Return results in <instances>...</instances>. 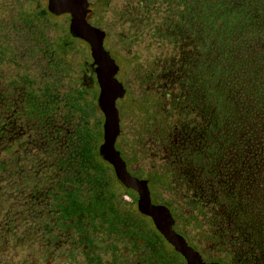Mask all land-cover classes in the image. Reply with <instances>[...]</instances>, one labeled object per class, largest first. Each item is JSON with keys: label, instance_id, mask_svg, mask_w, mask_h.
Wrapping results in <instances>:
<instances>
[{"label": "flooded vegetation", "instance_id": "1", "mask_svg": "<svg viewBox=\"0 0 264 264\" xmlns=\"http://www.w3.org/2000/svg\"><path fill=\"white\" fill-rule=\"evenodd\" d=\"M166 4L0 0V264L115 261L128 236L122 215L131 232L135 198L139 210L140 187L123 182V165L169 210L173 230L181 223L174 231L203 264H264L247 234L233 233L201 170L182 162L178 147L192 132L200 154V128L170 79L185 46Z\"/></svg>", "mask_w": 264, "mask_h": 264}, {"label": "trees", "instance_id": "2", "mask_svg": "<svg viewBox=\"0 0 264 264\" xmlns=\"http://www.w3.org/2000/svg\"><path fill=\"white\" fill-rule=\"evenodd\" d=\"M162 1L184 35V61L172 66L170 79L186 119L197 116L200 128V154L193 155L192 132L178 147L182 162L201 170L203 188L224 208L233 233L247 234L264 260V0ZM122 228L129 240L123 237L111 264H184L167 256L155 232L137 223L130 232L129 222Z\"/></svg>", "mask_w": 264, "mask_h": 264}, {"label": "water", "instance_id": "3", "mask_svg": "<svg viewBox=\"0 0 264 264\" xmlns=\"http://www.w3.org/2000/svg\"><path fill=\"white\" fill-rule=\"evenodd\" d=\"M109 105L111 109L113 110V118H112L111 111L108 108L106 135L113 136L111 139V145H112L114 141V137L118 131V120H117L115 108L113 106L112 98L110 100ZM112 131H114V134ZM127 178H129V175L125 171L124 165H123V176H122L123 182H125L128 186L140 187L139 189L140 192H139V197H138L139 210L152 217L155 227L160 231L161 234H163V236L167 239V241L173 244L176 250H178L180 253H182L185 256L187 260V264H190L189 257H194L197 260V262H199L200 264H203L200 254L196 252L193 248L188 246L184 238L173 230L172 228L173 219L170 215L169 210L164 206H157L151 203L146 182L143 180H138L136 178L133 179V182L132 181L129 182ZM129 179H132V178H129Z\"/></svg>", "mask_w": 264, "mask_h": 264}, {"label": "rangeland", "instance_id": "4", "mask_svg": "<svg viewBox=\"0 0 264 264\" xmlns=\"http://www.w3.org/2000/svg\"><path fill=\"white\" fill-rule=\"evenodd\" d=\"M62 16H63V15H60L59 18H61ZM92 157H93V160H94V161L97 160V156H96V155H92ZM150 176H151V180H152V178H153V179L156 178V174H153V176H152V175H150ZM160 180H161V179H160ZM149 186H150L149 189H150V194H151V198H152V200H155L154 197H156V198L158 197V198H159V195L157 194V190H155V189L151 186V183H150ZM108 190H109V189H108ZM129 192H130V191H129ZM130 194H131V193H130ZM125 205L128 206V204H125V203H123V202L121 203L122 208H124ZM132 205H133L132 207H134V208H133V209H134V213L132 214V217L136 219L135 223L139 224V225L141 226V229H142L143 231H146V230L149 231V232H150V231H153V232H155L156 234H158L159 239L162 240V241H161V244H162V245L165 247V249H166L167 256H170V257L175 256V258L177 257V258L181 261V263H182V262L184 263L183 258H182V256L178 253V251H176V249H174L173 246L170 245V244L166 241V239L163 238V236H161L160 231H159V230L155 227V225L152 223L151 218H150L148 215H146V214H142V213L139 212V210L137 209L136 198H135V202H134ZM107 207H108V206H107ZM107 207L105 206V208H107ZM122 216H125L126 221L130 223V217H129V215L124 214V215H122ZM185 221H187V220H185V219H180V222H185ZM180 225H181V223H178V225H177V224L174 225V228L177 230V229L180 228ZM175 229H174V230H175ZM228 261H229V259H228ZM227 263H228V262H227Z\"/></svg>", "mask_w": 264, "mask_h": 264}, {"label": "built area", "instance_id": "5", "mask_svg": "<svg viewBox=\"0 0 264 264\" xmlns=\"http://www.w3.org/2000/svg\"><path fill=\"white\" fill-rule=\"evenodd\" d=\"M123 198H124V199H128L127 195H125V194L123 195Z\"/></svg>", "mask_w": 264, "mask_h": 264}]
</instances>
